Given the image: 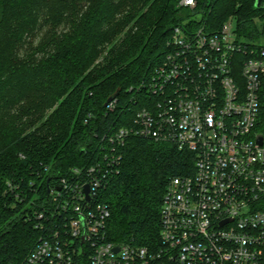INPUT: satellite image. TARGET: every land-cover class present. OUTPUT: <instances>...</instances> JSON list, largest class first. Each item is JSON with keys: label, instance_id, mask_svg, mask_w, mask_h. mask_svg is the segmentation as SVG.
<instances>
[{"label": "trees", "instance_id": "16d2710c", "mask_svg": "<svg viewBox=\"0 0 264 264\" xmlns=\"http://www.w3.org/2000/svg\"><path fill=\"white\" fill-rule=\"evenodd\" d=\"M255 1L197 0L191 9L180 0H0V264H20L37 244L28 213L47 199L49 183L95 163L108 129L129 124V89L162 62L174 27L218 29L232 15L240 36L256 41L264 8ZM118 90L110 110L105 103ZM261 98L264 125V87ZM119 153L103 193L107 238L154 249L168 182L191 174L195 157L140 136Z\"/></svg>", "mask_w": 264, "mask_h": 264}, {"label": "built area", "instance_id": "2783aa9c", "mask_svg": "<svg viewBox=\"0 0 264 264\" xmlns=\"http://www.w3.org/2000/svg\"><path fill=\"white\" fill-rule=\"evenodd\" d=\"M263 87L264 39L242 38L234 18L218 29L175 26L162 62L129 89L136 106L129 124L110 127L96 162L49 183L47 199L28 213L41 235L20 264H264ZM117 104L116 97L107 107ZM129 136L174 143L195 157L191 174L168 182L154 249L107 238L103 193Z\"/></svg>", "mask_w": 264, "mask_h": 264}, {"label": "water", "instance_id": "95a60500", "mask_svg": "<svg viewBox=\"0 0 264 264\" xmlns=\"http://www.w3.org/2000/svg\"><path fill=\"white\" fill-rule=\"evenodd\" d=\"M255 6L259 9H263L264 8V0H256L255 1ZM120 93V90L116 91L114 94H112L106 101L105 105L107 106L109 102H111L112 100H114ZM61 187L58 186V189H60ZM50 190V185L48 186V191ZM85 191L87 193V200L85 203V206L88 204L89 200L91 199V195H90V188L88 185L85 186ZM119 247L115 248V251H118Z\"/></svg>", "mask_w": 264, "mask_h": 264}, {"label": "rangeland", "instance_id": "374dc122", "mask_svg": "<svg viewBox=\"0 0 264 264\" xmlns=\"http://www.w3.org/2000/svg\"><path fill=\"white\" fill-rule=\"evenodd\" d=\"M181 1V0H180ZM179 5H180V2H179ZM87 8H85L84 10H86ZM196 18H198V20L199 21H203L204 19H203V15L202 14H199ZM234 18V16H230L228 19H233ZM258 18H259V16L258 17H256V19H255V21H257V22H259L260 23V21L258 20ZM235 19V18H234ZM261 39H264V37H260ZM259 38V39H260ZM39 41V40H38ZM131 97H132V95H131Z\"/></svg>", "mask_w": 264, "mask_h": 264}]
</instances>
